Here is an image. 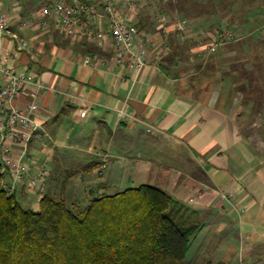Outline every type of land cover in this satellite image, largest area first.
Segmentation results:
<instances>
[{"label": "crops", "instance_id": "1", "mask_svg": "<svg viewBox=\"0 0 264 264\" xmlns=\"http://www.w3.org/2000/svg\"><path fill=\"white\" fill-rule=\"evenodd\" d=\"M56 1L0 0L9 19L0 36V53L5 65L27 78L24 88L35 93L38 107L26 154L11 151L29 169L15 185L24 204L31 206L30 196H36L24 185L41 172L46 189L52 177L63 173L79 178L88 195L120 192L118 185L137 176L200 213L203 225L193 238V263L200 264L195 261L200 257L204 264H264V158L255 153L253 135L246 132L258 120L246 126L250 105L241 101L245 90L230 82L229 60L235 53L229 45L235 40L202 39L210 32L248 31L254 24L232 21L235 13L221 16L219 2L211 0L195 4L190 14L183 5L178 11L168 9V0L144 1L132 22L153 46L135 70L128 60L117 63L106 16L100 21L107 34L101 45L86 36L66 37L53 26L43 29L38 12ZM87 1L104 14L100 0ZM117 7L121 9V2ZM229 8L240 14L238 2ZM254 8L253 31L264 33V0L241 14L248 16ZM160 16L169 24L162 27ZM182 21L187 23L183 31L176 28ZM192 32L193 37L184 36ZM19 39L26 48L18 47ZM197 73L203 82L193 83ZM26 103L22 94L12 101L19 110ZM89 156V163L80 162ZM70 180L64 178L63 185L72 186ZM5 182L13 185L9 174ZM220 193L232 197L222 199Z\"/></svg>", "mask_w": 264, "mask_h": 264}, {"label": "trees", "instance_id": "2", "mask_svg": "<svg viewBox=\"0 0 264 264\" xmlns=\"http://www.w3.org/2000/svg\"><path fill=\"white\" fill-rule=\"evenodd\" d=\"M246 23L254 27L256 22L248 17ZM253 30H242L241 43L229 47L235 53L229 77L231 83H241L236 90H245L241 101L257 111L261 103L252 93L264 84V49L256 46L264 33ZM241 47L245 59L238 53ZM258 89L262 92L256 97L264 98V85ZM2 168L0 161V264H195L186 255L203 225L201 215L159 187L141 184L114 194H92L75 213L45 184L43 191L34 192L40 196L35 210L23 208L16 184L6 185Z\"/></svg>", "mask_w": 264, "mask_h": 264}, {"label": "built area", "instance_id": "3", "mask_svg": "<svg viewBox=\"0 0 264 264\" xmlns=\"http://www.w3.org/2000/svg\"><path fill=\"white\" fill-rule=\"evenodd\" d=\"M148 0H100L104 14H98L95 7L87 0H58L50 5L42 6L38 12L40 25L43 29L55 27L61 34L70 38L84 37L102 44L107 34L101 28L100 21L107 17L109 24L106 32L115 44L116 61L124 63L128 60L129 65L135 70L141 68L148 56L149 47L153 46L149 37L141 35L132 22L133 13L137 6ZM121 2V9L117 5ZM152 9L156 11V6ZM162 27L168 25V20L160 17ZM177 29L183 31L187 28L186 21L179 22ZM9 27V19L0 9V36ZM214 41H230L231 34L214 35ZM211 42V41H210ZM211 42V43H213ZM19 48H26L27 43L21 39L17 41ZM157 56L159 52L157 51ZM86 63L89 62L87 58ZM0 78L4 86L0 85V161L3 163L2 172L10 175L13 185L22 183L28 172V167L17 162L11 151L19 149L21 155H25L32 135L37 127L36 117L38 107L35 103V93L24 88L27 78L23 74H15L14 70L5 65L4 56L0 53ZM22 94L27 97L24 110L13 106L15 96ZM45 172L36 177H31L27 182L29 192L43 191L45 187ZM222 199L232 197L231 194L220 193ZM192 200V199H191ZM242 264L243 260L241 261Z\"/></svg>", "mask_w": 264, "mask_h": 264}, {"label": "rangeland", "instance_id": "4", "mask_svg": "<svg viewBox=\"0 0 264 264\" xmlns=\"http://www.w3.org/2000/svg\"><path fill=\"white\" fill-rule=\"evenodd\" d=\"M222 1H224V0H211V4H213L215 2V5H216L219 2L217 4L216 11L223 17H227L226 15H228V13H235V15L233 16V20L232 21H234L236 19L235 21L239 20V22L242 23V22H246L247 18L249 17V19H251V22H252V18L254 17L255 13L258 12V10H256L254 8V9L248 11L249 15L247 16V15L241 14V9H246V7L254 6V5H256L258 3L259 0H226L224 3ZM237 2H238V4L241 7L240 8V12H239L240 14H237L238 11L232 10L231 8H229L231 11H226V7L227 6H231L232 7L233 5H236ZM165 3H166L165 7H167L168 9L172 8V10H174V11H178L179 5H183V8H184L183 11L185 13H188V14L193 13V6L195 4H201V5L208 4V2H206V0H176V2H174V0H168ZM187 17H188V15H187ZM255 18H257V17H255ZM159 23L162 26V22L159 21ZM254 28H256V27L254 26L253 29ZM210 34L213 35L214 33L212 34L210 32ZM210 34L205 36V38L203 37L202 39L208 40V38H210L209 41L213 42L214 41V37L210 36ZM217 34H219V33H217ZM234 34L237 37V41L243 40L242 33L235 32ZM184 36L187 37V38H191V37H193V32L192 33H185ZM230 41H234V39H232ZM232 44L236 45L237 42L235 41ZM231 45H229V46L231 47ZM256 47L259 48V49H264V40L262 38L257 42V46ZM212 50H213V48L211 49V51ZM241 55L245 59V54L241 53ZM232 62H233V60H232ZM198 80H199V82H203L205 79L202 77V75H200L198 73L194 74L193 75V83L197 82ZM238 82H236V84ZM261 84H262V86L264 85L263 83H261ZM262 86H259L258 88H262ZM258 88H257V92H255L256 95H254L253 93L252 94H253L254 98H258V102L261 103V105H260L261 108L260 109H262V110L260 112L256 111V110L253 111L251 109V107H250V110L246 111V114H245L244 117H245L246 126H250V125H252L253 123H255L258 120L257 123L255 124V126H253V127L251 126L246 132H247L248 136L253 135V139L255 141V147L253 146V148H254L255 153L259 154L260 152H262V155H263V158H264V98L263 97H256L257 94H261V92H262V89H260V93H259V89ZM258 108H259V106L256 107V109H258ZM92 159H94V157H92ZM90 160H91V156H89L87 158H82L80 162L89 163ZM263 161H264V159H263ZM64 178L67 179V180L70 178L71 180L69 181V184H71L72 186L63 185ZM51 180L52 181H51L50 185L48 184L49 187L46 189L47 192L55 195L56 198L59 199V200H64L66 205L75 213L81 212L85 208V206L87 205V203L90 200L91 196L86 194L81 189V183H80L79 178L71 176V175H69V177H68V176H66L65 174L62 173L61 175L57 174L56 176L52 177ZM131 180H133V181L129 182L128 184L126 183L125 185L121 184V185H118V186L120 188H122V190H125L126 188H129V187H137V186L141 185L142 182H143V184H152V183H148V181H140V180H138L137 176L133 177ZM55 183H56V186H55ZM30 197L31 198H30V202L29 203L32 204V205L31 206H29V205L27 206L26 204H24L22 196L21 195H17V199L20 202V204L23 206V208H25V207L31 208L32 207V209H35L37 206H39V202L37 201V197L36 196H30ZM184 207L192 209L191 205L184 204ZM195 245L196 244L193 245V239H192L191 248H190L189 252L186 255V260L188 262H190V263H193V261H192L193 260V255L196 253V249H194ZM208 254H209V257H210L211 252L208 251ZM195 261H198L200 264H204L205 263V262H203L201 260L200 257L199 258L196 257Z\"/></svg>", "mask_w": 264, "mask_h": 264}]
</instances>
